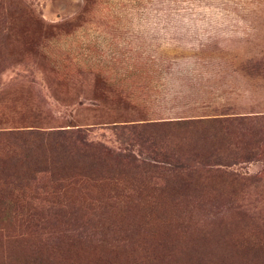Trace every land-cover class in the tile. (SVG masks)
Segmentation results:
<instances>
[{"label":"rangeland","instance_id":"374dc122","mask_svg":"<svg viewBox=\"0 0 264 264\" xmlns=\"http://www.w3.org/2000/svg\"><path fill=\"white\" fill-rule=\"evenodd\" d=\"M0 264H264V0H0Z\"/></svg>","mask_w":264,"mask_h":264}]
</instances>
